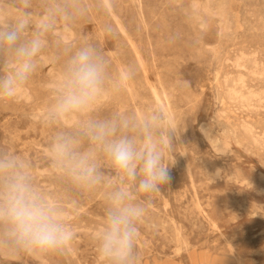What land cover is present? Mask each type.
Instances as JSON below:
<instances>
[{"label":"rangeland","instance_id":"374dc122","mask_svg":"<svg viewBox=\"0 0 264 264\" xmlns=\"http://www.w3.org/2000/svg\"><path fill=\"white\" fill-rule=\"evenodd\" d=\"M11 2L4 0L6 5ZM44 2L32 0L34 18ZM84 3L88 11L83 18L71 25L60 23L51 34L37 70L14 97L18 101L0 100V149L30 161L36 183L63 209L66 221L76 229L75 238L54 254L0 249V264H98L93 234L104 220V188H75L51 169L47 145L54 130L42 121L51 86L60 74L62 48L84 42L99 48L113 73L126 65L135 69L134 79L126 85L129 89L116 97L102 96L92 115L134 112L139 117L157 108L164 113L165 124L177 130L178 138L166 153L167 162L173 163L170 183L141 197L147 213L138 224L140 264H264V0ZM237 90L246 95L245 101L253 94L251 101L244 102ZM104 170L109 171L106 166Z\"/></svg>","mask_w":264,"mask_h":264},{"label":"clouds","instance_id":"9594fccd","mask_svg":"<svg viewBox=\"0 0 264 264\" xmlns=\"http://www.w3.org/2000/svg\"><path fill=\"white\" fill-rule=\"evenodd\" d=\"M8 8L16 11L9 14ZM31 8L32 0L7 5L0 0V100L12 99L26 87L58 24L71 25L88 11L84 0H45L37 18ZM61 57L60 74L42 114L43 123L54 130L48 163L75 188H104V220L94 234L98 264H140L138 224L147 213L141 197L170 183L173 163L167 162L166 153L178 138L177 130L165 124L157 108L139 117L134 112L92 115L102 96L125 91L135 77L134 67L113 73L109 59L91 42L65 46ZM74 238L63 209L36 183L30 161L0 149V249L54 254Z\"/></svg>","mask_w":264,"mask_h":264},{"label":"bare ground","instance_id":"6f19581e","mask_svg":"<svg viewBox=\"0 0 264 264\" xmlns=\"http://www.w3.org/2000/svg\"><path fill=\"white\" fill-rule=\"evenodd\" d=\"M204 1H206V0H204ZM208 2H209V1H208ZM210 2H211V1H210ZM200 3H201V2H200ZM206 3H207V2H206ZM204 4H205V2H204ZM202 5H203V4H202ZM207 6H208V5H207ZM207 6H206V7H207ZM194 7H196V6H194ZM204 7H205V6H204ZM197 8H198V7H197ZM208 8H209V6H208ZM203 9H204V8H203ZM201 10H202V8H201ZM202 11H203V10H202ZM206 11H207V10H206ZM218 11H219V10H218ZM207 12H208V11H207ZM202 13H204V12H202ZM220 13H221V12H220ZM214 14H215V12H214ZM221 14H222V13H221ZM204 15H205V13H204ZM209 15H210V13H209ZM215 15H216V14H215ZM219 15H220V14H219ZM223 15H224V14H223ZM212 16H213V14H212ZM220 16H221V15H220ZM35 17H36V16H35ZM207 17H208V16H207ZM197 18H198V17H197ZM208 20H209V19H207V21H208ZM197 22H198V21H197ZM224 22H225V21H224ZM220 24H221V23H220ZM223 25H224V24H223ZM219 26H221V25H219ZM202 27H203V25H202ZM202 27H201V28H202ZM222 28H224V26L221 27V29H222ZM228 29H229V28H228ZM69 30H70V29H69ZM70 31H71V30H70ZM223 31H224V30H223ZM228 31H230V30H228ZM228 31H227V32H228ZM62 32H63V31H62ZM221 32H222V31H220V33H221ZM67 33H69V31H68ZM221 34H222V33H221ZM62 35H63V34H62ZM62 35H61V36H62ZM69 35H70V34H69ZM64 36H65V35H64ZM66 36H67V35H66ZM69 37H70V36H69ZM69 37H67V38H69ZM61 38H62V37H61ZM63 38H64V37H63ZM63 38H62V39H63ZM64 40H65V39H64ZM62 42H63V41H62ZM64 43H65V42H64ZM212 48H215V47H212ZM253 49H254V48H253ZM249 52H250V51H249ZM216 53H218V51H217ZM237 53H238V52H237ZM259 53H260V52H259ZM213 54H214V53H213ZM240 54L243 55L244 53H243V54L240 53ZM240 54H239V55H240ZM215 55H216V54H215ZM194 56H195V55H194ZM245 56H247V55H245ZM242 57H243V56H242ZM249 57H251V56H249ZM240 58H241V57H240ZM243 58H244V57H243ZM245 58H247V57H245ZM252 58H253V57H252ZM252 58H250V59H252ZM235 59H237V56H236ZM238 59H239V58H238ZM245 60H246V59H245ZM245 60H244V61H245ZM247 60H248V58H247ZM253 60H254V58H253ZM253 60H252V63H253ZM242 61H243V60H242ZM242 61H241L240 63H243V62H244V61H243V62H242ZM255 61H256V59H255ZM255 61H254V63H255ZM240 63H235V64L238 65V64H240ZM233 64H234V61L232 62V65H233ZM255 64H256V63H255ZM255 64H252V65L254 66ZM243 65H244V64H243ZM257 65H258V64H257ZM257 65H255L254 67H256ZM238 66H240V65H238ZM250 66H251V65H250ZM259 66H260V65H259ZM235 67H237V66H235ZM248 67H249V66H248ZM248 67H247V68H248ZM254 67H253L254 70H256V69L258 68V67H257V68L255 69ZM239 68H240V67H239ZM239 68H238V69H239ZM242 68H243V67H242ZM242 68H241V70H242ZM54 69H55V68H54ZM233 70H234V69H233ZM235 70H237V68H236ZM239 70H240V69H239ZM245 70H246V69H244V72H245ZM259 70H261V69H259ZM263 70H264V69H263ZM257 71H258V70H257ZM237 72H238V71H237ZM248 72H249V71H248ZM261 72H262V71H261ZM261 72H260V73H261ZM53 73H54V72H53ZM254 73H256V72H254ZM50 74H52V73L50 72ZM238 74H239V73H238ZM248 74H249V73H248ZM229 75H230V74H229ZM234 75H235V74H234ZM234 75H230V76L234 77ZM250 75H251V74H250ZM254 75H256V78L258 77L257 74H254ZM254 75H251V76L254 78ZM262 75H263V74H262ZM239 76L241 77L240 74H239ZM259 76H260V75H259ZM226 77H227V76H226ZM237 77H238V75H237ZM245 77H246V76H244V79H245ZM228 78H229V77H228ZM263 78H264V77H263ZM236 79H238V78H236ZM249 79H250V78H249ZM251 79H252V78H251ZM251 79H250V81H252ZM258 79H259V77H258ZM240 80H241V78H240ZM240 80H239V81H240ZM224 81H225V79L223 80V82H224ZM234 81H235V80H233V82H234ZM242 81H243V78H242L241 82H242ZM245 81H246V79H245ZM245 81H244V82H245ZM244 82H242V83H244ZM250 83H251V82H250ZM225 84H226V83H225ZM232 84H233V83H232ZM239 84H240V83H239ZM239 84H238V85H239ZM245 84H246V82H245ZM245 84H244V85H245ZM256 84H257V83H256ZM223 85H224V83H223ZM244 85H243V87H244ZM246 85H247V84H246ZM50 86H51V85H50ZM234 86H236L235 83H234ZM250 86H251V85H250ZM250 86H248V88H249ZM130 87H131V86H130ZM225 87H227V86H225ZM240 87H241V86H239V89H240ZM252 87H253V86H252ZM233 88H234V87H233ZM236 88H238V87L236 86ZM241 88H242V87H241ZM245 88H246V87H244V89H245ZM126 89L128 90L129 88L126 87ZM130 89H131V88H130ZM224 89H225V88H224ZM229 89H230V88H229ZM251 89H252V88H251ZM251 89H250V90H251ZM200 90H201V89H200ZM231 90H232V88H231ZM231 90H230V91H231ZM233 90H234V89H233ZM233 90H232V91H233ZM240 90H241V89H240ZM240 90H239V91L237 90V91H238V95H239V96L241 95V97H242V96H243V95H242L243 93L240 94V93H239ZM252 90H253V89H252ZM252 90H251V91H252ZM226 91H227V88H226ZM226 91H225V93L227 94L229 91H227V92H226ZM237 91H235V93H236ZM251 91H249V93H250ZM257 91H258V90H257ZM129 92H130V91H129ZM241 92H243V91L241 90ZM246 92L248 93V90H246ZM259 92H261V91H259ZM259 92H257V93H259ZM133 93H134V92H133ZM229 93H230V92H229ZM233 93H234V92H232V95H233ZM252 93H253V91H252ZM252 93H251V94H252ZM20 94H21V93H20ZM23 94H24V93H23ZM25 94H26V92H25ZM222 94H223V93H222ZM226 94H225V95H226ZM236 94H237V93H236ZM251 94H250V95H251ZM255 94H256V93H255ZM229 95H230V94H229ZM229 95H228V96H229ZM232 95H231V96H232ZM257 95H258V94H257ZM261 95H262V94H261ZM19 96H20V95H19ZM22 96H23V95H21V97H22ZM236 96H237V95H236ZM245 96H246V95H244V97H245ZM248 96H249V95H248ZM17 97H18V96H17ZM21 97H19V98L21 99ZM222 97H223V96H222ZM229 97H230V96H229ZM233 97H234V96H233ZM241 97H240V99H241ZM244 97H242V99H243ZM249 97H250V96H249ZM252 97H253V94H252L251 98H252ZM256 97H257V99H258L259 96H256ZM260 97H261V96H260ZM260 97H259V98H260ZM24 98H25V97H24ZM224 98H225V97H224ZM227 98H228V97H227ZM236 98H237V97H236ZM251 98H248L249 100H248V101L246 100V101H247V102H250V101H251V100H250ZM261 98H262V97H261ZM261 98H260V100H261ZM14 99H15V98H14ZM25 99H27V98H25ZM108 99H109V98H108ZM156 99H157V98H156ZM221 99H222V98H221ZM225 99H226V98H225ZM232 99H233V98L231 97V100H232ZM238 99H239V98H238ZM240 99H239V100H240ZM245 99H246V98H244V102H246ZM257 99H256V100H257ZM263 99H264V98H263ZM11 100H12V99H11ZM234 100H235V98H234ZM254 100H255V98H254ZM13 101H18V100L15 99V100H13ZM102 101H103V100H102ZM225 101H227V99H226ZM237 101H238V100H237ZM241 101H242V100H241ZM263 101H264V100H262V102H263ZM9 102H11V101H9ZM26 102H27V100H26ZM100 102H101V101H100ZM231 102H232V101H231ZM242 102H243V101H242ZM244 102H243V103H244ZM258 102H259V100L257 101V103H258ZM229 103H230V102H229ZM259 103H261V102H259ZM263 103H264V102H263ZM15 104H16V103H15ZM99 104H100V103H99ZM233 104H236V101H235V103H233ZM237 104H239V102H238ZM247 104H249V103H247ZM247 104H244L245 107H246ZM97 105H98V104H97ZM244 105H243V106H244ZM251 105H252V104H251ZM258 105H259V104H258ZM258 105H257V106H258ZM243 106H241V107L243 108ZM248 106H249V105H248ZM255 106H256V105H255ZM241 107H240V105H239V109H240ZM249 107H250V106H249ZM249 107H248V108H249ZM252 107H253V106H252ZM259 107H260V106H259ZM259 107H258V108H259ZM261 107H262V106H261ZM261 107H260L259 109H261ZM253 108H255V107H253ZM225 109H226V108H225ZM237 109H238V108H237ZM243 109L245 110L246 108H243ZM259 109H258V110H259ZM241 111H242V110H241ZM135 112H136V111H135ZM222 113H223V112H222ZM257 113H258V112H257ZM243 114H244V113H243ZM223 115H224V114H223ZM223 115H222V116H223ZM245 116H246V115H245ZM74 119H75V118H74ZM231 119H232V118H231ZM247 119H248V118H247ZM36 120H37V119H36ZM72 120H73V119H72ZM244 120H245V118H244ZM70 122H71V121H70ZM70 122H69V123H70ZM243 122H244V121H243ZM67 123H68V122H67ZM71 123H72V122H71ZM237 124H239V123H237ZM246 126H247V125H246ZM248 126H249V125H248ZM251 126H252V125H251ZM251 126H249V127H251ZM238 127H241V126H238ZM242 127H243V126H242ZM249 127H247V128H249ZM245 128H246V127H245ZM245 128H242V129H243V132H244ZM247 128H246V129H247ZM252 130H254V128H253V129L250 128V131H251V132L249 131L250 134L252 133ZM245 131H246V130H245ZM255 131H256V130H255ZM203 132H204V131H203ZM253 132H254V131H253ZM255 133H256V132H255ZM244 134H245V133H244ZM262 134H263V133H262ZM245 135H246V134H245ZM248 135H249V134H248ZM251 137H252V135H251ZM255 137H257V135H255ZM260 137H261V136H260ZM262 137H263V136H262ZM258 138H259V136H258ZM258 138H257V140L259 141L260 138H259V139H258ZM227 140H229V139H227ZM227 140H226V141H227ZM255 140H256V139H255ZM207 141H208V140H207ZM253 142H254V141H253ZM263 142H264V141H263V139H262V143H263ZM256 143H257V142H256ZM260 143H261V141H260ZM254 144H255V143H254ZM254 144H253V145H254ZM257 144H259V143H257ZM210 145H211V144H210ZM260 145H261V144H260ZM262 145H263V144H262ZM225 146H227V144H226ZM234 146H235V145H234ZM256 146H257V145H256ZM258 146H259V145H258ZM222 147H224V146L222 145ZM222 147L220 148L221 150L223 149ZM220 149H219V152H220ZM223 150H224V149H223ZM223 150H222V152H223ZM246 154H247V153H246ZM181 157H183V156H181ZM174 163H175V162H174ZM47 176H48V175H47ZM218 178H219V177H218ZM46 184H47V183H46ZM44 185H45V184H44ZM50 188H51V187H50ZM44 192H45V191H44ZM193 197H194V196H193ZM162 201H163V200H162ZM189 201H190V200H189ZM166 205H167V204H165V206H166ZM68 215H69V214H68ZM72 215H73V214H72ZM252 216H253V215H252ZM168 221H169V220H168ZM156 222H157V221H156ZM211 227H212V226H211ZM73 228H74V227H73ZM79 228H80V227H79ZM99 228H100V227H99ZM80 229H81V228H80ZM75 230H76V229H74V231H75ZM85 230H86V229H85ZM86 231H87V230H86ZM90 232H91V231H90ZM75 233H76V232H75ZM91 234H92V233H91ZM93 235H94V234H93ZM93 235H92V236H93ZM85 236H86V235H85ZM221 238H222V237H221ZM177 241H178V239H177ZM177 241H176V242H177ZM223 241H224V240H223ZM232 241H233V240H232ZM176 244H177V243H176ZM225 244H226V243H225ZM76 247H77V246H76ZM138 247H139V246H138ZM179 247H180V246H179ZM74 248H75V247H74ZM177 248H178V247H177ZM179 250H180V249H179ZM187 251H188V250H187ZM179 252H180V251H179ZM175 253H177V251H176ZM233 254H234V253H233ZM74 257H75V256H74ZM238 260H239V259H238ZM66 263H67V262H66ZM239 263H240V262H239ZM42 264H43V263H42ZM78 264H79V263H78Z\"/></svg>","mask_w":264,"mask_h":264}]
</instances>
